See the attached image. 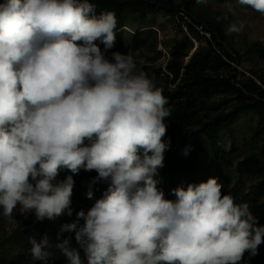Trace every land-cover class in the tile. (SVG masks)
<instances>
[{"label": "clouds", "instance_id": "9594fccd", "mask_svg": "<svg viewBox=\"0 0 264 264\" xmlns=\"http://www.w3.org/2000/svg\"><path fill=\"white\" fill-rule=\"evenodd\" d=\"M239 3L264 15V0ZM116 27L115 13L97 15L89 0L0 3L2 215L19 205L37 221L71 217L73 175L56 178L83 168L106 191L61 225L55 245L47 235L29 237L34 264H49L52 249L67 264H240L246 251L256 255L264 225L247 203L222 194L218 178L173 189L175 200L157 187L171 112L132 52L109 58L95 43L111 49ZM64 232L74 233L76 247Z\"/></svg>", "mask_w": 264, "mask_h": 264}, {"label": "trees", "instance_id": "16d2710c", "mask_svg": "<svg viewBox=\"0 0 264 264\" xmlns=\"http://www.w3.org/2000/svg\"><path fill=\"white\" fill-rule=\"evenodd\" d=\"M89 2L95 6L97 15L105 11L115 13L117 27L114 29L113 47L105 50L103 43L95 42L109 58L112 52H128L123 42L124 30L130 27L128 19L134 14L139 21L160 15L186 34L182 41L168 50L163 66L152 65L150 56L141 65V71L152 78L154 84L164 79L162 94L167 98L166 107L171 112L165 119L167 130L162 138L165 141L170 138V147L164 153V166L154 177L158 181L157 187L164 192V198L175 200L173 189L186 188L190 183L198 184L216 177L223 185L222 194H230L237 204L247 203L259 225H264V42L237 37L238 32L228 33L227 28L234 24L232 12L228 9L225 18L224 9H212L208 0ZM147 30L151 33L150 41L143 42L140 49L132 52L134 57H141L147 48L157 45V31L153 25L136 28L131 41L137 43ZM203 31H209L210 36L203 35ZM192 38L201 40V43L191 52ZM226 95L232 97V107L219 110L211 119L196 124L200 103ZM247 115L260 122L254 138L263 143L258 149L240 156L242 145L238 144L233 126L236 119ZM186 148L190 149L187 155L184 154ZM68 175H73L75 182L71 217L65 214L55 220L37 221L31 213L22 214L17 205L9 218L2 215L0 207V264H34L29 253V237L35 236L39 241L47 235L48 227L54 229L53 234L60 233L62 224L71 223L81 209L87 212L108 187L102 180L91 184L98 174L95 170L85 171L83 168L77 174L62 169L56 179L60 181ZM245 175L251 180L246 181ZM90 184L93 191L91 199L87 197ZM56 221L59 224L55 227L51 223ZM61 236H71L72 246H77L74 233L64 232ZM52 251L55 255L49 264H67L58 250ZM83 255L81 250L82 258ZM240 264H264V243L258 246L254 256L246 251Z\"/></svg>", "mask_w": 264, "mask_h": 264}, {"label": "rangeland", "instance_id": "374dc122", "mask_svg": "<svg viewBox=\"0 0 264 264\" xmlns=\"http://www.w3.org/2000/svg\"><path fill=\"white\" fill-rule=\"evenodd\" d=\"M209 5L214 10H223V16L226 17V12L229 6L232 7L231 19L235 24H244L243 30L236 33L237 37H246L248 41L259 40L264 42V16L252 9L248 5L239 3V0H208ZM133 18H129L130 27H126L124 30L123 42L125 49L129 52H134L140 49L143 42L150 41L151 33L150 30L144 32L142 38L134 43L131 41V34L140 26L153 25L154 29L157 31V45L154 48H147L141 57H134L137 61V71H141L142 64L140 61L146 60L147 56L151 57L150 63L154 66H163L167 59V52L169 49L177 45L186 34L177 30L174 24L158 15L156 18L149 16L146 20L139 21L138 16L134 14ZM136 23V24H135ZM96 42V41H95ZM193 47L191 52L201 43V40H196L192 38ZM242 69V68H240ZM164 79L159 80L155 85L159 88L164 87ZM233 101L231 96H216L210 98L199 104V117L196 124L211 119V117L219 110L229 109L232 107ZM260 125L258 119H251L249 115L241 116L235 120L233 126V132L237 136L238 144L242 145L240 156L252 150H256L260 147L263 141L254 138L255 129ZM246 181H250L249 176L243 177ZM264 199V195L262 196ZM35 216L34 213H31ZM53 226L59 224L58 221L51 223ZM53 228L48 227L46 229V234L49 241L55 245L57 243V235L53 234ZM64 237L61 236V239ZM86 264V262H85Z\"/></svg>", "mask_w": 264, "mask_h": 264}, {"label": "built area", "instance_id": "2783aa9c", "mask_svg": "<svg viewBox=\"0 0 264 264\" xmlns=\"http://www.w3.org/2000/svg\"><path fill=\"white\" fill-rule=\"evenodd\" d=\"M203 35L209 37V36H210V33H209V31H203ZM240 70H242V69H240ZM246 74H247V73H246Z\"/></svg>", "mask_w": 264, "mask_h": 264}]
</instances>
